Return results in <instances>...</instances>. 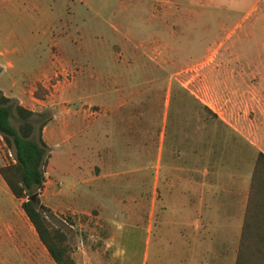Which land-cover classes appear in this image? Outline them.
Instances as JSON below:
<instances>
[{"label":"rangeland","instance_id":"374dc122","mask_svg":"<svg viewBox=\"0 0 264 264\" xmlns=\"http://www.w3.org/2000/svg\"><path fill=\"white\" fill-rule=\"evenodd\" d=\"M256 67L264 69V0H0V95L52 116L46 130L49 182L39 198L54 213H47L51 222L67 232L73 254L82 244L90 248L96 239L91 231L96 226L95 213L90 198L82 195L81 184L77 207L68 210L58 203L59 189L65 184L58 172L65 144L59 139L54 118L69 109L84 114L80 133L67 145L79 169L76 179H89L106 158L108 111L106 103L99 110L95 94L105 95L107 87L134 86L132 99L141 101L147 119L154 120L158 99L172 79L194 88L203 79L202 69L218 70L217 74L225 70L233 76L242 68ZM229 78L219 76L216 81ZM39 84L47 90L43 99L35 95ZM179 92L180 114L198 116L194 100L183 108L185 97ZM13 122L18 126L15 118ZM36 126L39 128L40 121ZM171 127L170 122L161 152V190L165 194L168 165H186V147L171 140ZM147 144L148 155L156 151L158 143L150 137ZM13 159L12 149L1 138L0 166ZM14 197L0 174V224L21 223V208ZM175 200L169 196L166 204L158 205L150 261L160 253L168 260L170 251L184 252L186 238L178 231L187 222L180 220L185 216L184 207ZM22 230L20 234L24 233L30 245L45 248L32 225ZM137 244L140 253L135 259L140 264L144 241ZM26 255L0 233V264H42ZM35 255L44 256L39 250Z\"/></svg>","mask_w":264,"mask_h":264},{"label":"crops","instance_id":"0c3cea01","mask_svg":"<svg viewBox=\"0 0 264 264\" xmlns=\"http://www.w3.org/2000/svg\"><path fill=\"white\" fill-rule=\"evenodd\" d=\"M200 72L203 79L194 88L171 80L158 99L154 120L147 119L141 101L132 99L134 86L107 87L105 95L95 94L99 110L106 103L108 111L106 158L89 179H76L79 169L67 145L80 133L84 114L69 109L54 118L59 139L65 144L58 164L65 184L59 189L58 203L68 210L77 207L81 184L82 195L90 198L95 213L92 220L96 226L91 231L96 242L92 240L90 248L82 244L73 254L78 264H137V243L143 241L140 264H235L250 207L252 220L260 226L255 248L264 252V174H255L258 156L264 154V69L242 68L233 76L225 70L219 74L213 69ZM219 76L230 78L216 81ZM177 91L185 97L183 108L194 100L198 116L180 114ZM170 122L171 140L186 147V165H168L165 194L161 190V152ZM48 126L43 128V138L49 146ZM149 137L158 145L148 155ZM48 182L46 176L44 185ZM169 196L184 207L185 216L180 220L187 224L178 231L186 238L184 252L170 251L168 260L160 253L150 261L158 205L166 204ZM16 199L21 223L4 221L0 233L14 249L26 253L27 259L57 264L46 247L30 245L24 233L20 234L34 226ZM31 235L34 239V232ZM37 250L43 259L35 255Z\"/></svg>","mask_w":264,"mask_h":264},{"label":"trees","instance_id":"16d2710c","mask_svg":"<svg viewBox=\"0 0 264 264\" xmlns=\"http://www.w3.org/2000/svg\"><path fill=\"white\" fill-rule=\"evenodd\" d=\"M46 93L47 90L39 84L35 91L36 97L43 99ZM13 118L18 126L14 124ZM51 120L49 114L38 113L8 96L0 95V135L14 156L12 163L0 166V174L15 198L23 199L21 207L54 261L57 264H78L67 232L51 222L47 213L53 216L54 213L40 204L39 194L46 181L45 167L50 155L49 146L43 138V128ZM37 121H40L39 128L36 126ZM255 170L256 175L261 172L264 174L263 153L258 156ZM34 194L37 195L35 199L32 198ZM250 210L235 264H264V252L255 248L256 229L260 226L255 219L252 220Z\"/></svg>","mask_w":264,"mask_h":264},{"label":"water","instance_id":"95a60500","mask_svg":"<svg viewBox=\"0 0 264 264\" xmlns=\"http://www.w3.org/2000/svg\"><path fill=\"white\" fill-rule=\"evenodd\" d=\"M36 196H37V195H36V194H34L32 198H33V199H35V198H36Z\"/></svg>","mask_w":264,"mask_h":264}]
</instances>
